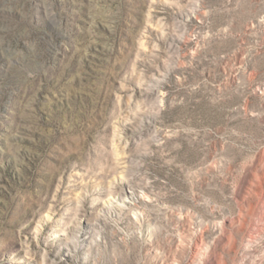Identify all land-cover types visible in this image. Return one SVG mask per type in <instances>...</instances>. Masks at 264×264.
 <instances>
[{"label":"rangeland","instance_id":"obj_1","mask_svg":"<svg viewBox=\"0 0 264 264\" xmlns=\"http://www.w3.org/2000/svg\"><path fill=\"white\" fill-rule=\"evenodd\" d=\"M0 264H264V0H0Z\"/></svg>","mask_w":264,"mask_h":264}]
</instances>
